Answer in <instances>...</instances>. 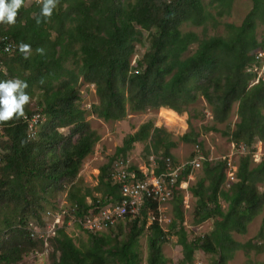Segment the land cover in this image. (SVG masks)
Segmentation results:
<instances>
[{"label": "trees", "instance_id": "16d2710c", "mask_svg": "<svg viewBox=\"0 0 264 264\" xmlns=\"http://www.w3.org/2000/svg\"><path fill=\"white\" fill-rule=\"evenodd\" d=\"M216 1L226 6L224 0ZM251 3L238 27L227 25L225 39L198 40L195 34L180 31L182 24L202 25L200 0H58L51 18L40 16L42 5L24 0L15 24L0 23V37H7L15 46L0 82H26L25 92L35 98L36 112H29L25 105V116L36 113L41 119L32 139L26 137L22 117L0 122V264H18L23 255L36 250L48 258V264H139L137 241L144 229L148 231L146 264H166L161 246L168 236H174L181 249L179 264L190 263L195 251L213 255L209 264H225L244 246L255 248L231 238L232 232L243 235L264 207V191L258 190L264 186V157L251 167L254 147L247 150L256 141L264 144V80L248 87L256 77L249 72L253 56L264 51V40L257 41L254 33L256 21L264 25V0ZM37 18L41 23L37 24ZM143 32L147 49L130 63L135 46L143 44ZM196 41L194 52L183 58ZM21 44L30 45L27 59L20 51ZM68 61L73 69L65 67ZM79 84L94 87L97 104L90 106V113L102 121H120L126 110L161 108L179 114L202 97L210 107L212 122L223 124L236 104L238 121L232 131L222 135L229 144L242 145L247 154L239 157L235 182L227 188L225 161H207L191 129L180 138L195 144L203 158L201 176L188 190L194 200V223L211 220L210 232L187 239L182 226V194L176 190L169 202L173 218L166 232L157 220L148 221V214L157 217V206L145 201L140 215L127 222L128 231L123 235L117 222L114 230L85 232L86 240L75 245L64 232V222L68 216L76 222L89 210L96 212L121 199L119 187L111 183L110 169L113 161L127 159L134 143L147 141L146 152H160L156 173L164 158L176 165L169 156L174 143L163 129L147 121L123 138L121 146L98 168L96 185L83 188L77 174L98 138L78 107ZM131 169L136 171L135 166ZM190 173L185 165L176 186ZM60 193L65 195L67 213L44 248L42 241L29 237L27 222L44 226L42 215L56 209L54 199ZM263 232L264 220L258 239Z\"/></svg>", "mask_w": 264, "mask_h": 264}, {"label": "rangeland", "instance_id": "374dc122", "mask_svg": "<svg viewBox=\"0 0 264 264\" xmlns=\"http://www.w3.org/2000/svg\"><path fill=\"white\" fill-rule=\"evenodd\" d=\"M224 1L226 2V6H220L216 0H213L212 2L210 0H200L204 16L202 25L193 26L189 23L182 24L179 27L180 31L182 33H193L196 35L198 40L209 37H221L225 39L228 33L227 25L238 27L250 11L252 3L251 0ZM254 33L257 41L264 40V25L261 22L256 21ZM142 41V45L135 46L136 54L131 57L130 63L137 59L140 54L147 49L148 40L145 32L142 33ZM196 46L197 41L196 43L189 45L187 51L182 55V57L184 58L190 56L194 52ZM65 67L73 69L70 61L65 63ZM256 73L260 76V79L264 80V65L256 68ZM249 86H251V82L248 87ZM78 91V107L84 111L85 120L87 121L89 128L96 133L98 138L93 145L91 153L83 159L77 174V181L80 182L83 188L91 189L96 185L98 168L106 163L107 159L113 155L117 147L121 146L123 138L134 133L142 123L147 121L151 122L154 127L163 129L168 134L169 140L174 143V147L169 150V156L175 161L176 165L186 163L190 155H192L195 150V144L184 143L180 140L181 136L188 133L190 129L197 135L195 140L199 146H201L202 151L206 153L207 161L214 162L230 156L231 162L236 163L239 159V156L231 153L230 144L227 138L222 135V133L232 131L233 125L238 121L235 115L236 104L232 105L229 117L223 124H215L212 122L210 107L206 104L202 97H198L193 104L189 105L179 114L161 108L157 110L149 109L143 112H131L126 110L125 116L120 121H102L90 113V106L97 104V99L94 95V87L89 84H79ZM35 103V98L30 99L29 103L26 105L29 112L35 110ZM261 113L264 115V109ZM58 131L66 133V130L63 129ZM146 145L147 141L134 143L132 145L131 150L126 155L131 166L146 165L149 157L158 159L157 155H160V152L158 151L157 155L151 150L146 152ZM251 145L252 146H249L247 150L249 151L254 147L251 157L252 161L250 163V166L253 167L257 164V158L264 157V144L256 141ZM200 176L201 169L198 168L193 170L182 183V226L188 240L206 235L212 228L211 220H206L200 224L194 223V220L196 219L192 210L194 200L191 198L188 189L195 184ZM223 189L225 190V188ZM258 190L264 191V186H259ZM92 195L98 196V194L93 192ZM54 200V202H57V207L55 210H49L42 215L44 224L51 223L52 219L55 218V216L59 214V211L62 210V207L63 209H67L68 207L64 194H57ZM86 202L88 204L90 203L89 198H86ZM219 203L221 208L225 209L226 205L221 200H219ZM48 209L49 207L46 208V210ZM172 218L173 214L170 203L158 207L157 221L163 232L167 231V225ZM263 220L264 207L262 208V211L247 225L246 232L243 235H239L234 232L231 233V238L235 242L241 245L249 244L255 246V248L244 246V250L240 249L235 251L231 259L225 264H264V232L261 239L257 238V233L260 230ZM127 222L128 221L120 222L122 226V235L128 231ZM63 225L64 232L72 239L75 245H79L81 242L86 240V233L82 231V229L75 222V219L71 216L67 217V220ZM148 225L149 222L147 221L145 228ZM147 236L148 231L144 229L137 241L139 264H146ZM161 253L166 260V264H179L182 258L181 249L176 244L174 236L167 237V241L161 246ZM214 258L215 257L213 255L195 251L192 261L187 264H209ZM18 264H48V258L38 250L35 252L29 251L23 255Z\"/></svg>", "mask_w": 264, "mask_h": 264}, {"label": "built area", "instance_id": "2783aa9c", "mask_svg": "<svg viewBox=\"0 0 264 264\" xmlns=\"http://www.w3.org/2000/svg\"><path fill=\"white\" fill-rule=\"evenodd\" d=\"M32 1L36 2V0ZM164 1L170 2L172 0ZM14 49V44L7 37H0V74H6V63L13 56ZM253 58L254 62L251 64L249 72L255 73L256 77L251 81V85L256 84L258 79H260V76L256 73V68L264 65V51H256ZM40 120L39 115L36 113L29 117H22V121L26 126L27 139L33 138L36 126L41 122ZM229 146L231 153H234L236 156L240 157L247 154L245 148L240 144L230 143ZM194 153L196 155H194L191 161L183 163L182 165H172L169 158L162 159V166L157 173L158 166L156 159L153 157L148 158L146 165L135 166L136 171L131 169L132 166L127 159L113 161L110 169V179L112 184L119 187L121 199L116 203L108 204L98 209L96 212L89 210L87 216L83 219L76 220L77 225L84 232L93 234L101 233L114 227L117 222L130 221L137 218L140 215L141 209L144 207L143 204L145 201L154 202L157 210L158 207L168 204L172 199L174 191L182 190L183 182H179L176 186V181L184 166L188 165L191 172L200 168L203 158L199 155L196 146ZM257 159L259 160V158ZM221 160L225 161V187L227 188L231 183L235 182L234 175L237 162H231L230 156L222 158ZM66 213L67 209H63L62 207V210L52 219L51 223L44 224V226L28 220L27 229L29 237L42 241L43 247L46 248L48 246L47 238L55 235V230L61 226L62 217ZM155 220H157V217L148 214L149 222Z\"/></svg>", "mask_w": 264, "mask_h": 264}, {"label": "clouds", "instance_id": "9594fccd", "mask_svg": "<svg viewBox=\"0 0 264 264\" xmlns=\"http://www.w3.org/2000/svg\"><path fill=\"white\" fill-rule=\"evenodd\" d=\"M42 5L40 16L51 18L57 6L58 0H36ZM24 4V0H0V23L13 25L16 22L18 10ZM41 20L37 18V24ZM20 51L27 59L30 54V45L21 44ZM43 53V49H37ZM28 85L20 79L0 82V122H7L25 116L24 108L30 101L29 95L25 92Z\"/></svg>", "mask_w": 264, "mask_h": 264}]
</instances>
